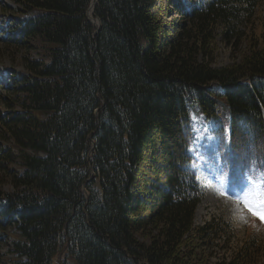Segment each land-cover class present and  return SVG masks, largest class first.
<instances>
[{
    "label": "trees",
    "instance_id": "trees-1",
    "mask_svg": "<svg viewBox=\"0 0 264 264\" xmlns=\"http://www.w3.org/2000/svg\"><path fill=\"white\" fill-rule=\"evenodd\" d=\"M7 1L0 42L25 50L0 65L8 264H251L257 238L223 256L222 222L194 225L188 149L201 117L233 159L264 160V0H97L96 33L91 0Z\"/></svg>",
    "mask_w": 264,
    "mask_h": 264
},
{
    "label": "rangeland",
    "instance_id": "rangeland-1",
    "mask_svg": "<svg viewBox=\"0 0 264 264\" xmlns=\"http://www.w3.org/2000/svg\"><path fill=\"white\" fill-rule=\"evenodd\" d=\"M3 1L12 6L10 1ZM3 11L4 9L0 6V13ZM163 15L167 17L166 22L171 17H177L171 16L168 18V11H164ZM256 20L257 23L254 28L256 27L257 37L258 35L264 36V1L259 5ZM2 24L3 22L0 19V25ZM0 35H2L1 31ZM216 47L217 49L214 52L212 60L214 62L212 64L215 66H226L234 61L233 59L236 54L229 46L218 41ZM24 53L25 50L7 47L0 42V65L14 69H22L21 63ZM30 57L37 58L38 53L32 51ZM1 108L2 106L0 105ZM194 123L197 130L196 140L194 144L192 143L189 150L193 152L194 160L192 164L197 171L203 192V197L195 210L194 225H201L204 221L212 217L222 222V238L229 240L220 249V255L223 256L232 255L238 246L245 244L254 237L257 238L261 246V251L257 252L253 257L251 264H264V223H261L257 217L252 216L246 211L238 212L237 208H242V206H238L236 201L230 196H221L214 191V188L218 186V173L222 163L219 159V154L222 148L220 147L219 152H217L216 141L212 137H218V135L215 133L214 125L211 122H206L200 117H197ZM206 133L207 136L205 135ZM0 144H6V142L0 139ZM249 169H251L256 183H260L264 179V175L261 172H256L253 168ZM249 169H246V174ZM232 178L238 184L240 183V176H234ZM3 180L4 178L0 174V190L7 191L9 187L4 183L2 184ZM4 231L11 232L10 228H6ZM12 240L8 236L0 239V264H8L5 258L12 257ZM209 253L213 255L212 251H209ZM218 256L219 254H214L209 264L217 263Z\"/></svg>",
    "mask_w": 264,
    "mask_h": 264
},
{
    "label": "snow or ice",
    "instance_id": "snow-or-ice-1",
    "mask_svg": "<svg viewBox=\"0 0 264 264\" xmlns=\"http://www.w3.org/2000/svg\"><path fill=\"white\" fill-rule=\"evenodd\" d=\"M207 136V133L205 134ZM216 141V150L219 152L220 145L224 143V137H212ZM230 139V131H229ZM222 161L218 173V186L214 191L221 196H230L238 206V212L246 211L252 216L257 217L261 223H264V180L256 183L252 176L251 169L247 174L241 171L240 183L233 180L229 161L231 159V149L224 145V152L219 154Z\"/></svg>",
    "mask_w": 264,
    "mask_h": 264
},
{
    "label": "water",
    "instance_id": "water-1",
    "mask_svg": "<svg viewBox=\"0 0 264 264\" xmlns=\"http://www.w3.org/2000/svg\"><path fill=\"white\" fill-rule=\"evenodd\" d=\"M96 3H97V0H91L90 7L93 6V8H94V6L96 5ZM89 8H88V11H87V16L90 18V21L96 25V30H95V33H96L98 31V29H99L100 22H99L98 19L93 18V16L91 17L89 15Z\"/></svg>",
    "mask_w": 264,
    "mask_h": 264
},
{
    "label": "bare ground",
    "instance_id": "bare-ground-1",
    "mask_svg": "<svg viewBox=\"0 0 264 264\" xmlns=\"http://www.w3.org/2000/svg\"><path fill=\"white\" fill-rule=\"evenodd\" d=\"M89 15L92 17V15H93V6H91L90 8H89Z\"/></svg>",
    "mask_w": 264,
    "mask_h": 264
}]
</instances>
